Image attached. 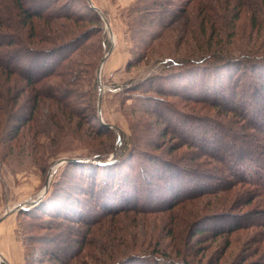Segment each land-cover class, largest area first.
<instances>
[{"label":"rangeland","instance_id":"rangeland-1","mask_svg":"<svg viewBox=\"0 0 264 264\" xmlns=\"http://www.w3.org/2000/svg\"><path fill=\"white\" fill-rule=\"evenodd\" d=\"M146 1L22 0L28 14L16 0H0V245L12 225L21 264H151L158 255L185 264L264 263V226L254 221L264 219V194L228 178L220 154L205 156V142L196 145L191 137H214L220 122L238 126L247 150L252 137H264L261 130L242 129L247 119L241 115L203 102L205 95L192 96L238 85L244 97L253 92L246 85L255 73L202 69V77L188 76L167 91L154 88L153 80L162 81L182 58L209 51L264 56V0H158L161 8L181 12L155 39L149 37L158 31L156 22L150 32L144 27L148 11L160 7ZM86 2L97 7L100 20ZM156 105L167 107L164 114L156 115ZM118 154L127 162H115L106 182L97 167L71 162L98 155L111 161ZM157 165L166 176L172 166L179 172L168 181L155 171L150 181ZM196 171L212 174L208 183L216 190L168 198L169 184ZM138 173L167 201L137 204V194L146 198ZM100 193L102 203L95 200ZM46 199H56L50 212L26 211ZM227 216L243 218V227L227 230L225 224L216 232Z\"/></svg>","mask_w":264,"mask_h":264},{"label":"trees","instance_id":"trees-1","mask_svg":"<svg viewBox=\"0 0 264 264\" xmlns=\"http://www.w3.org/2000/svg\"><path fill=\"white\" fill-rule=\"evenodd\" d=\"M22 0H16V3L18 5V8H20V10L23 13H28L29 11L26 9H23L24 7L21 4ZM147 4H153V5H159L162 4L160 1L158 0H149L146 1ZM86 8L91 10L93 12V16L94 18H96L97 20H100V13L99 11L94 8L91 7V5L89 3L86 2L85 4ZM155 13L152 10L148 11V22L145 25V29L147 32H150V30H153L155 28H151V25L153 23L156 22V25L158 27V31L154 34H152L149 38L152 39L154 38V36L158 35L159 32L161 30H163L166 25H168L169 22H171L170 20H174L173 17L176 16V14H178L179 12H181V9L176 11H173L172 9H166L165 7L160 9H154ZM152 12V13H151ZM168 20V21H167ZM155 25V24H154ZM141 26V24H140ZM155 39V38H154ZM213 53H211V55L209 54V56L207 55H200V56H194V57H184L182 58V60L176 62V65L174 64V66L170 65L168 66V70L167 72L170 73L168 75H170V77H168V75H164L165 77L163 79L160 80V77L158 75L153 77L154 82L156 83V86H154V88H157L159 90L162 91H167V87H173V83L177 82V81H182V79L184 78V82H186V78L189 76H201V73L199 72L200 70H206V71H213V69H225V67H228L231 69H228L227 73H230L229 70H233L235 69L236 72H238L239 70H243V69H251L253 70V72L255 73L256 77L254 78V76H252L251 78V82L249 83V85L246 87L247 88H251L253 89V92L250 91L249 95H245L243 96H239L238 92L239 87L238 85L236 87H232L230 86L228 88H226V86L224 87L225 89L221 88V90H219V88H217L216 86H214V88H211L210 90H206V94L205 91L199 89V91L201 92L202 95H199L198 97L195 95L193 96V99H197L200 98L202 99L204 97V95L206 97H204L203 102L204 101H208L209 103H213L215 104V106L218 107H224V108H228L229 111H231L233 114L237 115H241L243 120L247 119V123L242 125V129L244 126H246L248 128V130H256L259 131L261 130V132L264 133V70L263 72L260 70L262 69L260 66L264 65V56L262 55H257V54H243V55H236V54H218L217 51H212ZM216 53V54H215ZM217 55V56H216ZM171 62L172 59H171ZM213 67V69H212ZM163 76V75H162ZM202 77V76H201ZM200 77V78H201ZM228 78L235 79L236 75L231 73L230 76H228ZM196 84H194L195 86ZM165 86V87H164ZM169 87V88H170ZM206 86H203L201 88H204ZM228 91H227V90ZM192 90V88L190 89ZM195 90V89H194ZM243 92H241L242 94ZM246 94V93H245ZM212 98V99H210ZM214 106V107H215ZM158 109V110H157ZM163 109H167V107H163ZM162 109V111L164 112V110ZM153 110V109H152ZM162 111L159 110L158 106L156 105L155 107V113L156 115H162L164 114ZM218 128H220V132L213 135L214 137L210 138V137H206L203 136L202 139L200 140L199 137H196V134L193 133L191 134V137L194 138V140H196L197 144L202 142H205L203 146L204 150L203 151L205 156H213L216 157V155L214 153H219V158L217 159V161L219 162V164L221 165V163L223 165H225V171L224 173L228 175V178H235L236 180H238L240 183H249L252 184L253 186H256L257 188H259V192L264 194V137L261 136V138H257V139H253V137L250 139V144L251 146L249 147V150H247L245 148V144L244 142V137L243 135H241L240 133H237V125H233L232 128H230V126H227L224 124V122H220L217 124ZM226 126V127H225ZM233 129V130H232ZM186 132L190 131V128L188 129H184ZM181 131V133H183V131ZM232 130V131H231ZM250 132V133H251ZM180 137L182 138H187L188 136L185 134H179ZM189 140V139H188ZM117 142L121 143V136L117 137ZM209 142H213V144L207 145ZM122 146V145H121ZM252 147V148H251ZM254 148V149H253ZM256 150V151H255ZM255 151V152H253ZM122 152V149L118 152L120 153ZM213 152V153H212ZM119 156V157H118ZM127 157V155H126ZM123 156H120V154L116 155L113 157V159L111 161H107L106 159H103L100 155L93 157L92 159H80V160H72L71 162H76V163H81L82 165H84L86 163V165L89 166H95L97 167V171H103L105 172L104 175H100L99 178L101 179V176L103 177L102 179H104V182H106L107 179V172H110V174H112V168L114 167V165H116L115 162H119L121 160V163L123 162H127L125 161ZM129 158V156H128ZM127 158V160H128ZM217 158V157H216ZM120 159V160H119ZM130 162V160H128ZM155 162V161H154ZM153 161H151V163L155 164ZM170 163H173L172 161H169ZM156 165V164H155ZM137 166V164H136ZM138 166L142 169L141 165L138 163ZM152 166V165H151ZM168 167V166H167ZM129 168V167H127ZM162 167H159L157 165V167H155L153 169V171L151 170V176H154V178L152 177L150 179V181L155 182V178H156V172H161L162 178L164 177V172L161 169ZM171 169L169 170L170 174L169 176H166V179L172 180L173 178L175 179V177H172L175 173V175L179 172L178 168L176 167H170ZM172 168H175V170H173ZM180 168V167H179ZM120 170H123L122 168ZM129 171L126 172H131L130 169H128ZM115 171V170H114ZM117 171V170H116ZM115 171V172H116ZM156 171V172H155ZM247 171V172H246ZM114 172V173H115ZM124 174V172L118 171L114 174V176H118V177H122ZM223 174V172H222ZM194 177H186L185 175L183 177H181V181L178 182L177 184H175V186H172L171 184H169V189L167 188L169 192L168 194V198L173 196H176V199L179 198L181 199L182 196L181 194H186L185 196H188L187 194L189 192H193L198 190H202L205 189V192H208L210 190L215 189L216 190V186L213 183H208L209 180L208 178L213 179V175H209L208 178H206L205 176L206 173L205 172H201V171H196L194 174ZM219 176H222L219 173ZM150 177V176H149ZM88 178V183H91L92 180H89ZM86 178V179H87ZM136 178L138 179V183L139 182H144L142 190H144V195H145V199H140L141 197V193L137 194V199H134V201L137 202V204H146V206L149 207H153L155 206V204L160 203V202H166L167 199L164 197V195H160L158 193V191L156 192L155 190V186L152 187V182H147V180L144 178H142L141 173H138V176H136ZM100 179L99 182L94 181V183L96 182V184L100 183ZM127 179V178H124ZM123 180H120V182H123ZM215 179V178H214ZM219 179L222 181L221 177H219ZM90 181V182H89ZM192 187H189L191 186ZM181 188V190H180ZM100 189V187H99ZM102 190H104L102 188ZM94 192V191H93ZM97 192V191H95ZM94 192V193H95ZM156 192V193H155ZM199 192V191H198ZM172 193V194H171ZM102 193H100V195L97 197L96 202H100L102 203ZM179 196V197H177ZM127 199L126 201L129 199L128 196H126ZM56 199H46L45 201H43L41 204H36L35 206L26 209L27 212H29L30 214H41V212H50L48 211L50 209V207L54 206L53 201L55 202ZM121 200H125V199H121ZM131 200V199H129ZM173 200V199H172ZM263 204V203H262ZM39 209V211H37ZM264 216V212L263 214H261V216ZM39 216V215H37ZM257 216V215H256ZM260 216V218H261ZM243 218H232L230 216L225 217L220 223L217 224L215 226V231L216 232H220V231H224L225 228V224L228 225L227 230L229 228L235 227V229H238V226H242ZM255 222L260 221L261 226H264V219H254ZM239 224V225H238ZM241 224V225H240ZM244 224V223H243ZM54 252V251H53ZM60 253H62V255L65 254L64 251H61ZM58 254V253H57ZM57 254L52 255V258H56L58 260ZM155 258L154 261L151 262V264H158V263H163L165 261H170V262H175V263H180L182 262L183 264H185L184 260H175V258H172L171 256H162V255H158L153 257ZM152 259V258H151ZM161 259V260H160ZM162 261V262H161ZM6 264V263H5ZM163 264H167L166 262ZM257 264H261V263H257ZM264 264V263H262Z\"/></svg>","mask_w":264,"mask_h":264},{"label":"crops","instance_id":"crops-1","mask_svg":"<svg viewBox=\"0 0 264 264\" xmlns=\"http://www.w3.org/2000/svg\"><path fill=\"white\" fill-rule=\"evenodd\" d=\"M13 230L14 229L11 225L9 230L5 231V233L2 235V237L5 238L7 242L6 245L1 243L0 253L4 257L7 264H21L24 259L23 251L20 249L19 245L15 244L13 239Z\"/></svg>","mask_w":264,"mask_h":264},{"label":"water","instance_id":"water-1","mask_svg":"<svg viewBox=\"0 0 264 264\" xmlns=\"http://www.w3.org/2000/svg\"><path fill=\"white\" fill-rule=\"evenodd\" d=\"M92 7H94V8L97 9V7H95L93 4H92ZM106 26L108 27V23H107V22H106ZM70 160H71V159H70ZM63 161H65V160H61L60 163H58V164H61ZM48 182H49V180H46L45 185H44V189H43V193H45L46 190H47ZM38 201H39V199L33 201V203L35 204V203H37ZM24 206H26L25 203H23V204H18L17 207H15V208L20 209V208H23Z\"/></svg>","mask_w":264,"mask_h":264}]
</instances>
